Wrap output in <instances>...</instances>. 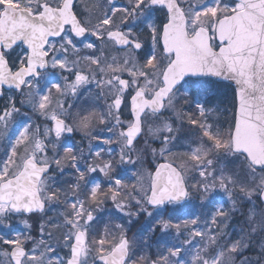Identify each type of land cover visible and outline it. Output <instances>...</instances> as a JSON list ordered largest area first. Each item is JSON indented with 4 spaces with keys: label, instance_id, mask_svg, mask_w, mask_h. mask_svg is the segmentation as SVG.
I'll use <instances>...</instances> for the list:
<instances>
[{
    "label": "rangeland",
    "instance_id": "rangeland-1",
    "mask_svg": "<svg viewBox=\"0 0 264 264\" xmlns=\"http://www.w3.org/2000/svg\"><path fill=\"white\" fill-rule=\"evenodd\" d=\"M42 1L59 6L62 0H0V5L35 9ZM146 1L123 0L116 5L108 0H83L80 12L89 27V36L76 43L67 32L63 39L51 43L47 51L51 56L50 71L41 79L30 81L20 96H8L7 111L0 117V182L17 174L32 150L40 163H52L53 174L40 189L43 200L51 206L43 216H25L15 225L17 221L8 217L7 207L0 206V264H12L9 252L14 245L28 247L24 264H66L69 257L66 249L74 230L89 231L97 243L96 256L91 254L94 250L86 248L81 264H98L96 257L105 247L100 246V241L113 236L118 237L119 242L124 236L130 239L132 261L128 264H151L142 248V242L151 237L161 243L160 264H243L237 257L241 247L247 241H252L253 245L264 243V209L258 210L256 204V195L264 188V175L253 172L243 158L231 153L230 140L223 137V133L211 154L200 145L188 147L187 156L182 154L187 149L176 146L173 141L161 145L152 156L183 167L179 166L191 182L194 200L192 203L189 198L183 204L152 211L147 206L151 170L144 158L148 153L146 141L157 138L163 131L169 135L170 124L146 117L145 140L135 150L126 152L123 127L127 114L114 107V101H123L125 97L119 85L122 79L129 82L131 89L143 88L147 97H151L161 86L162 72L170 61L159 47L157 18L162 12L151 9ZM179 2L188 16L190 31L214 20L210 27L214 33L218 12L226 14L229 8L230 11L242 9L241 5H232L228 0ZM115 24H119V30L127 36L144 41L145 52H116L113 43L104 37ZM59 71L63 72L56 73ZM53 88L55 92L51 91ZM197 88L188 84L181 89L170 100L167 111L175 114L177 102ZM65 101L70 102L68 110ZM85 102L94 104L84 109L82 115L73 112L74 105L81 106ZM197 108L200 113L205 111L202 102L197 103ZM31 114L40 142L32 143L34 136L26 132L31 127ZM57 116L65 120L69 130L63 136L56 134L52 124L47 128V123L43 124L45 120L53 123ZM200 127L204 137L203 122ZM78 135L85 136V141L77 142L82 153L74 156L72 137ZM58 144L68 158L60 156L61 151L56 149ZM113 155L120 162L117 172L110 160ZM250 179L256 186L251 189L254 195L250 190L247 193ZM63 192H67L64 200L70 202L74 212L69 221L71 231L66 230L65 235L63 231L58 232L52 239L53 233L48 232L44 222L51 219ZM224 200L228 201L230 209L229 218L225 220L227 225L233 219L245 218L246 227L239 224L238 235L234 233L236 225L230 230L223 226L220 220L223 215L219 214V219L214 220ZM105 202L109 205L102 204ZM203 207L202 216L193 213ZM104 213H108L110 221L100 228L98 218ZM112 215L123 216L124 223L113 222Z\"/></svg>",
    "mask_w": 264,
    "mask_h": 264
},
{
    "label": "water",
    "instance_id": "water-1",
    "mask_svg": "<svg viewBox=\"0 0 264 264\" xmlns=\"http://www.w3.org/2000/svg\"><path fill=\"white\" fill-rule=\"evenodd\" d=\"M115 1V0H112ZM244 4L245 10L222 19L217 26L218 51L211 47V38L206 30H200L193 39L187 37V20L175 0H152L153 6L165 5L169 23L164 27L162 46L166 54L174 53L175 59L163 77L164 86L151 100L145 99L143 90L131 99V114L134 124L126 131L128 147H132L142 135V118L149 110L161 114L170 95L187 79L208 78L232 85L236 91L237 113L233 133V149L247 157L253 167L264 170V0H235ZM76 0H66L60 10L43 5V13L33 16L24 10L9 7L0 21V97L3 88L20 91L27 78L47 68L44 49L49 40L60 38L70 25L76 37H83V29L74 14ZM110 38L118 49L133 45L136 50L142 44L126 38L122 32H113ZM24 43L30 52L28 68L12 75L2 49L8 51ZM122 86L128 89L127 83ZM117 107L120 103H116ZM59 132L64 124L56 122ZM50 166H39L34 158L24 164L17 177L0 187V203L10 205L12 212L30 214L42 212L45 204L39 195V185L49 173ZM150 206L157 207L171 201L186 200L188 192L180 171L173 165L162 163L153 174ZM264 205V190L261 194ZM85 240L78 234L72 249L69 264H79ZM127 241L110 256L101 258L104 264H125L128 258ZM26 251L13 248L10 257L13 264H22Z\"/></svg>",
    "mask_w": 264,
    "mask_h": 264
},
{
    "label": "trees",
    "instance_id": "trees-1",
    "mask_svg": "<svg viewBox=\"0 0 264 264\" xmlns=\"http://www.w3.org/2000/svg\"><path fill=\"white\" fill-rule=\"evenodd\" d=\"M197 89L191 90L189 93L184 95L183 99L177 102L176 113L171 115L169 112L165 114L163 122L166 120H172L170 124L169 135L160 133L157 138L148 139L146 145L148 153L144 156L145 159H148L147 163L149 167L153 166L155 163L151 162L150 156L151 153L155 150L156 147H161V144L164 142H174L176 146L185 148L188 150V147L198 146V145H207L213 147L214 144L226 136L227 139L231 138V131L234 124V115H235V96L234 91L231 87L227 85L215 84L211 81H202L197 82ZM202 102L204 108H206V114L201 115L197 108V103ZM207 118L204 120V118ZM201 122H203V132L200 131L202 127ZM209 127L210 130L205 132V128ZM223 133V137H219ZM185 150V151H187ZM183 151L182 153H184ZM258 174V173H257ZM255 183L249 181V190L255 188ZM253 194V192H251ZM258 210H261L259 201H256ZM225 213L222 217L223 226L227 230L235 228V234L238 235L240 231L239 224L244 223L245 218L241 220L233 219L232 223L229 225L226 224L225 220L229 218L227 213L230 211L228 206H225ZM156 236V235H155ZM156 245H159V241L153 239ZM149 246V245H148ZM245 246L248 248L246 250ZM157 248V246H155ZM151 249L152 252H155L156 249ZM256 248H252V242L244 244L241 251L237 252V257H240V260L243 261V264H264V249L253 254Z\"/></svg>",
    "mask_w": 264,
    "mask_h": 264
},
{
    "label": "flooded vegetation",
    "instance_id": "flooded-vegetation-1",
    "mask_svg": "<svg viewBox=\"0 0 264 264\" xmlns=\"http://www.w3.org/2000/svg\"><path fill=\"white\" fill-rule=\"evenodd\" d=\"M13 71H18L26 66L28 54L23 45H17L12 50L4 52Z\"/></svg>",
    "mask_w": 264,
    "mask_h": 264
}]
</instances>
